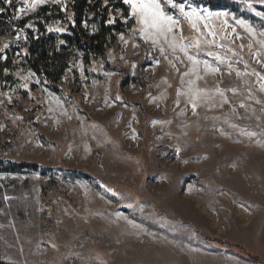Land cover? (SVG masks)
<instances>
[{"label":"rangeland","instance_id":"rangeland-1","mask_svg":"<svg viewBox=\"0 0 264 264\" xmlns=\"http://www.w3.org/2000/svg\"><path fill=\"white\" fill-rule=\"evenodd\" d=\"M70 1L49 0L14 20L33 24L25 30L36 39L38 19L31 16L52 5L67 9ZM232 1L240 13L189 0L228 12L236 30L228 34L231 28L210 19L223 47L202 45L199 59L220 70L201 65L202 79L182 78L191 67L183 54H173L163 37L155 45L145 40L142 25L120 9L109 7L108 19L124 31L104 35L88 0L79 32L88 44L93 37L103 42L102 56L86 61L62 39V20L47 26L66 28L48 32L67 60L58 93L27 67L26 34L17 39L18 31L0 24V48L9 45L0 53V158L49 170L0 173V263L264 264V81L252 74L264 76V67L250 55L259 52L264 62V49L258 35L236 24L264 29L256 15L264 5L253 0V11ZM0 2L13 6L14 16L23 6ZM182 27L185 43L205 39L186 22ZM207 51L227 59L220 64ZM189 80L201 90L195 110Z\"/></svg>","mask_w":264,"mask_h":264},{"label":"snow or ice","instance_id":"snow-or-ice-1","mask_svg":"<svg viewBox=\"0 0 264 264\" xmlns=\"http://www.w3.org/2000/svg\"><path fill=\"white\" fill-rule=\"evenodd\" d=\"M12 2L13 0H3V3L5 4H11ZM48 2L49 0H22L23 6L16 9V15L13 18L21 19V14H27V11H35L38 6L44 5ZM60 2L61 0H52V3L54 4H59ZM256 2L264 5V0H256ZM240 3H242L249 10L255 11L253 8V0H240ZM123 4L129 8L128 16L135 17L137 23L142 25L140 31L142 37L145 40L151 39L152 44L155 45L159 42L158 38L163 37L164 42L168 45L173 54H175L178 49L183 54V57L191 63L189 71L181 74L182 78L184 76L194 75L197 79H202L200 76L201 65H203L204 72H215L220 70L207 60L199 59V54L204 51L202 45H207L208 47H223V45L216 43L215 37L217 36L218 32L216 28L210 26V19L212 17H215L217 20L221 21V30L231 28V32L228 34L234 33L236 31L235 28L231 27L227 20V17L230 15L228 12H211L208 9L201 10L196 7H192L189 4V0H182V2H180V0H123ZM166 8L177 10L179 14L178 17L169 14V12L166 11ZM4 11L5 9L0 7V13ZM61 11L66 12V7H62ZM256 15L264 20V12H256ZM68 20L72 21L74 25L75 22L71 15L68 16ZM114 22L115 20L111 17L107 20V24L109 25L113 24ZM185 22L190 25L193 31L199 33L200 36H203L205 39L202 41L199 37H197L195 40L189 39L188 42L185 43L186 38L182 35V26ZM236 24L242 26L253 39H255L258 35L260 39L257 40V44L259 45V48L264 49V29H261L259 32H257L254 27L239 19L236 20ZM32 28H34V25L31 23L24 25V29ZM24 29L18 30L16 36L17 39L20 38L19 32H23ZM47 31L49 33H64L66 28L64 26L48 27ZM236 38L239 39L240 37L237 36ZM25 39H27V37H25ZM120 39L123 40V34H121ZM125 43H127V41H125ZM60 44H64V41L61 40ZM8 47L9 45L5 44L3 48H0V53H3ZM240 47L242 51L244 46L241 45ZM247 47L251 49L252 44L249 43ZM193 49L195 52L192 51ZM165 51V48H160L161 53H164ZM229 51H231V49H229ZM205 54L209 57H212L220 64H223L227 59V57L221 56L219 53L214 54L211 51H207ZM17 55H19V53H17ZM233 55L235 56L237 53L233 52ZM250 55L257 64H260L261 67H264V62L257 58L259 56V52H252ZM164 58L169 59L167 55H165ZM3 59H6V57L0 55V60ZM175 59L182 62L179 56H175ZM240 59L243 60L242 55L240 56ZM132 67H135V65L133 64ZM173 67H175V64H173ZM229 68H231V64H229ZM245 68H247V64H245ZM4 71L5 74H7V69ZM252 74L259 77L261 81H264V76H262L259 72H254ZM237 75H240V73L237 72ZM23 79L27 80L28 77H23ZM187 83L189 85L188 94H190L189 102L192 103L193 109L195 110V100L200 97L201 90L193 87V85H195V80H189ZM21 87L27 88L28 84L25 83L21 85ZM179 94L180 93H177V95ZM117 99H119V97H117ZM245 134L252 135V133ZM108 191H111V189H108ZM128 207H132V205H128Z\"/></svg>","mask_w":264,"mask_h":264},{"label":"trees","instance_id":"trees-1","mask_svg":"<svg viewBox=\"0 0 264 264\" xmlns=\"http://www.w3.org/2000/svg\"><path fill=\"white\" fill-rule=\"evenodd\" d=\"M88 0H71L69 7L65 14L59 10V6L52 5L51 7L42 8L36 15L31 17H37L36 26L40 34L38 38L35 39L31 31H26L24 25L28 20H23L16 22L14 20V10L12 6L6 8L0 2V7L5 9L4 14H0V24L6 26L13 31H18L19 29H24V33L27 36L28 49L25 54V62L27 67L33 71L36 76L50 83L55 92L60 93L57 88L60 77L63 75L64 71L67 69V60L58 52L57 45L52 35H48L47 26L53 21V19H60L67 25V34H62L61 37L67 43L77 47L84 53L85 60L91 56H102L103 54V42H100L98 37L91 38L92 40L88 44L82 39L79 32V25L82 22L83 15L86 13ZM203 4L207 5L210 9H224L232 13H240L239 6L232 0H200ZM93 0L92 13L97 17H101V31L102 33L109 34L111 31L123 32V26L118 21L107 25L109 7L120 9L125 14H128V8L123 4V0ZM54 9V10H53ZM57 13V16H56ZM71 15L74 20V25L72 21L68 20V16ZM244 16L243 14H241ZM106 23V24H105ZM4 64H0V77L2 75ZM24 171L35 172L41 175H47L49 170L45 169L41 165H37L30 162H8L0 158V173H21ZM85 179L87 176H83ZM2 264V263H0Z\"/></svg>","mask_w":264,"mask_h":264}]
</instances>
